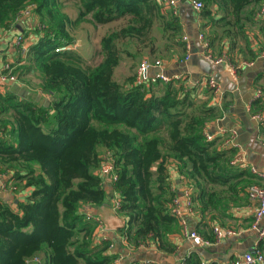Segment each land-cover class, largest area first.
I'll use <instances>...</instances> for the list:
<instances>
[{
  "label": "trees",
  "instance_id": "obj_1",
  "mask_svg": "<svg viewBox=\"0 0 264 264\" xmlns=\"http://www.w3.org/2000/svg\"><path fill=\"white\" fill-rule=\"evenodd\" d=\"M66 1L0 0V29L31 7L37 41L25 56L30 63L26 71L38 73L37 90L50 101L48 107L37 106L12 92L0 94V172L11 173L18 191L31 190L17 203L0 200V264L114 263L117 256L109 252V242L96 243L98 224L82 212L85 206L101 208L109 198L95 174L105 153L113 159L112 189L116 214L126 220L121 230L125 242L135 249L151 242L172 254L176 245L170 237L180 231V223L172 212L176 193L170 162L201 218L226 216L230 208L249 202L248 189L260 183L232 164L238 152L222 148L223 137L206 138L208 125L222 118L230 103L223 99L218 108L209 104L210 98L197 102V87L179 80L137 84L135 73L123 84L115 81L123 53L133 60L157 54L155 27L168 38L165 51L177 46L187 56L178 17L160 0H75V21L64 12ZM195 1L202 3L200 17L211 29L203 33L205 53L211 55L214 42L225 39L234 60L236 54L256 63L261 53L253 51L251 29L261 34L257 45L263 52L264 24L257 13L264 0ZM88 16L95 27L112 26L100 39L101 59L95 66L73 51H57L75 44L70 30ZM233 59L225 58L239 71ZM206 87L212 97L215 90ZM259 92L250 104L252 116L263 113L264 91ZM200 235L214 239L213 233ZM257 247L264 255V242ZM183 263L202 261L193 252Z\"/></svg>",
  "mask_w": 264,
  "mask_h": 264
},
{
  "label": "crops",
  "instance_id": "obj_2",
  "mask_svg": "<svg viewBox=\"0 0 264 264\" xmlns=\"http://www.w3.org/2000/svg\"><path fill=\"white\" fill-rule=\"evenodd\" d=\"M176 1V15L182 27L183 37H186L187 56L184 55L181 49L179 52L175 51L168 60L164 61L165 65L161 68V73L156 74L155 69L151 70V72L156 74V76H165L168 81L179 80L187 87L193 86L192 79L197 77L198 80L195 81L196 83L194 84V86L197 87L195 95L198 93L199 96L206 100L210 98L209 104L216 105L218 108L222 106L223 99L224 102L230 103L228 111L223 114L222 118L209 124L206 131H208V134L214 135L215 137L220 136L221 129L228 133H234V142L238 146V148L235 149L242 158V163L240 165L243 170L254 174L256 176L254 179L258 181V175L264 173V106L263 113L252 116L250 114V104L259 97H257L259 90L264 91V51H259V45H257V42L262 43V36L257 29H251V35H253V40H255L252 43L253 51L256 54L261 53L256 63H250L244 60L243 56L240 58V56L236 54L234 60L227 49L226 40H216L212 48H210L211 55L213 57L222 55L221 57L224 58L229 56L233 59V62H236L234 66L237 65L241 67L239 71L236 69L232 70L229 63L226 62L224 65H215L218 67L216 70H212L210 73L206 72L208 68L204 63L210 66L212 65L205 59L204 54L206 53L200 42L199 45L203 51L200 50L198 45H195L194 48L190 45L188 33H193L197 28L198 36L201 33L203 34L204 31L208 34L211 31L210 26L204 27L206 22L201 19L200 11L194 10L191 0ZM63 6L65 13H67L66 10L69 6H73L75 18L72 19L69 15L68 16L72 21H75L77 17L76 1L68 0L63 3ZM218 16L219 15H215L216 18H218ZM85 19L86 20L83 22L73 24L70 31L75 44L69 51H73L79 56H81L79 51L85 53L88 59L86 60V57H81L88 65H91V60L96 56L95 65H97L101 59L98 56L100 51V39L112 26L95 27L90 23L89 16ZM35 28V18L22 17L9 27L0 29V70H2L6 64H9L12 69V74L16 76V81L14 83H7L0 86V94L12 92L18 98L40 106L45 105L46 102L49 103V98L37 90V85L39 83L36 85L34 83L36 80L34 71H26V58L18 53V48L15 46L16 38L21 36L24 39V44L29 50L37 41V36L33 32ZM77 30H80L79 33ZM23 68L25 70H23ZM116 71L117 68L115 69V72ZM260 74H263L262 77L256 80ZM146 76V82L156 77L149 78L148 71ZM37 77L39 79L38 74ZM210 78L217 82L216 84L218 86V92L214 93L212 97L208 95L207 89L205 91L206 84H208V79ZM95 174L99 175V172L96 171ZM168 175L171 188L176 193V196H179L187 187L184 180L178 175L176 166L173 162H170L168 165ZM101 180L102 186L109 198L101 208H92L89 206L87 208L97 218H99V216L111 218V215L116 214L112 209L116 198L112 189V179L109 176H105L101 177ZM30 192V189H24L14 194L2 189L0 182V200L3 201L14 203V200H16L20 202L23 201ZM253 211V205L249 202L242 203L240 207L230 208L226 216L216 214L214 219H212L210 215L201 218L199 213H196L195 210L193 213L182 210L183 214L181 220L184 222L187 230L195 231L199 235L200 232H205L206 235L211 236L213 233L212 228L216 226L223 230L232 229L236 231V235L234 236L222 238L219 242L214 243L210 247H203L208 253L206 257L203 256L202 251L199 250L197 252V249L200 247L194 246L191 241L183 236L181 226L180 231L170 237V241L176 245V249L172 254H167L158 250L151 242L145 245V247L137 249L132 248L125 242L121 234L122 229L108 230L104 228V231H101L97 227L95 240L96 243L103 239L109 242V252L117 256L113 264H181L184 259L193 252L198 254L202 264L213 262L217 264H229L235 258L242 256L240 250H242L243 246L248 249L247 252H249L259 244L256 234L250 229L253 221ZM116 216L119 219H123L118 214H116ZM123 220L126 222L125 219ZM198 231L200 232L198 233Z\"/></svg>",
  "mask_w": 264,
  "mask_h": 264
},
{
  "label": "built area",
  "instance_id": "obj_3",
  "mask_svg": "<svg viewBox=\"0 0 264 264\" xmlns=\"http://www.w3.org/2000/svg\"><path fill=\"white\" fill-rule=\"evenodd\" d=\"M162 6L165 9L172 10L174 14H176V0H160ZM192 6L194 10L200 11L202 8V3L199 1L191 0ZM31 7L27 6L23 11L19 13L17 16L18 20L19 18H30L31 17ZM257 17L259 20L264 24V5L261 7L259 12L257 13ZM199 42L202 45V48L204 51L207 49V40L205 39L204 34H199L198 36ZM183 41L186 42V37H183ZM15 46L18 48V53L25 57L28 52V48L24 44V39L19 36L15 40ZM71 50V47H64L60 48L57 51L63 52V51H69ZM204 57L206 60L210 61L214 65L219 64H225L226 60L224 57H218V58H212L209 54H204ZM165 62L161 60H148L144 59L140 62L138 65L137 71H136V83L137 84H145L147 83V71L149 68L152 67H158L162 68L164 67ZM244 65V64H243ZM248 65V64H245ZM155 78H160L161 80L167 82L168 79L164 77L163 75L156 76ZM16 81V76L12 74V69L9 64H6L2 70H0V86H3L7 83H14ZM208 84L210 87H212L215 90V93L218 92V86L216 82L210 78L208 79ZM260 95V92L257 93V97ZM205 135L208 141H211L215 138L214 135L208 134V131L205 130ZM220 136L223 137L222 140V148H238V146L235 144V134L234 133H228L225 130H220ZM242 158L238 155L233 161L232 164L234 165H240L242 162ZM99 175L101 177L109 176L112 179V182L116 179V176L114 175L113 171V159L110 153H105L102 156V162L100 165V168L98 170ZM11 173L7 171V173L3 174L0 172V182H1V188L5 189L11 193L19 192L18 189L15 187V183L10 180ZM259 177V184L252 185L248 189V200L251 205H253L254 211H253V221L251 223V231L254 232L260 241L264 242V173H260L258 175ZM88 206H85L82 208V212L85 214V218L87 220L95 221L98 224V229L101 231H104V225L100 221L99 218L95 217L87 208ZM118 207V199L115 198L114 204L112 206V209L114 212H116V209ZM182 210H186L188 213L194 212V203L192 201L191 192L189 188H185L182 193L179 196H175L172 201V212L175 215V217L178 219L180 226L182 228V234L184 237H186L189 241L192 242V244L196 247H210L214 243L219 242L222 238L231 237L236 235V231L232 229H226L223 230L220 227H213V235L214 239L213 241L206 240L202 238L199 234H197L195 231H189L187 230L186 226L184 225V222L181 220L182 216ZM105 240V239H103ZM145 247V246H143ZM183 264V263H181ZM221 264V263H220ZM229 264H264V255L262 252L259 251L258 247L256 246L253 250L244 253L242 256L235 258L233 261H231Z\"/></svg>",
  "mask_w": 264,
  "mask_h": 264
},
{
  "label": "rangeland",
  "instance_id": "obj_4",
  "mask_svg": "<svg viewBox=\"0 0 264 264\" xmlns=\"http://www.w3.org/2000/svg\"><path fill=\"white\" fill-rule=\"evenodd\" d=\"M68 15L74 19L75 18V10L73 8V6H69L68 9L66 10ZM77 15V14H76ZM81 25V24H80ZM79 25V26H80ZM89 27V26H88ZM80 30H77V32L79 33ZM206 32V31H204ZM153 34L155 35V42H154V45H153V48H157L156 51H157V54H155L154 56L151 55V56H148V54L146 53V59L148 60H161V61H166L168 60L172 54L171 52H175V51H181L179 47L177 46H174L173 49L171 48L170 51H165L164 47L169 44L168 42V38L165 39V38H162L161 37V34L159 33V29L158 27H155L154 28V32ZM188 36H189V39H190V45L194 48L195 45H198L199 48H200V45H199V40H198V31H197V28L196 30H194L193 33H188ZM132 50V49H131ZM201 51H203L202 48H200ZM146 51L148 52V49H146ZM149 53V52H148ZM79 54L85 58L86 60L88 59L87 58V55L85 53H82L79 51ZM95 58L96 56H94V59L91 60V66L92 65H95ZM84 60V59H83ZM144 60V57H138L136 59H131V58H128L124 53L122 54V58H121V63L120 65L117 67V71L115 72L114 74V79L117 83L119 84H123L125 82V80H127V78H129L130 76H133L136 71H137V68H138V65L140 64V62ZM85 61V60H84ZM27 63V67L29 66L30 63H28V61H26ZM85 63L87 64V62L85 61ZM210 68V71L212 72V69L213 70H216V68H218L217 66H215L214 64L209 67ZM155 69V72L156 74L158 73H161V68H158V67H150L149 70H148V77L149 78H153L156 76V74H153L151 72V70ZM208 70V69H207ZM37 72L34 71V76L36 77V80L34 81L35 85L39 83V79L37 77ZM30 78V77H28ZM198 78L197 77H194L192 79V85H194L197 81ZM217 83V82H216ZM207 87H205V91H206ZM213 93V92H212ZM214 94V93H213ZM201 96L198 95V93L196 94V99H197V102H201V101H204L206 100L205 98H203ZM202 251L203 253V256L206 257L208 255L207 251L203 249V247H200L197 249V252L198 251ZM248 249H246L244 246L242 248V250H240V253L243 255L245 252H247Z\"/></svg>",
  "mask_w": 264,
  "mask_h": 264
},
{
  "label": "water",
  "instance_id": "obj_5",
  "mask_svg": "<svg viewBox=\"0 0 264 264\" xmlns=\"http://www.w3.org/2000/svg\"><path fill=\"white\" fill-rule=\"evenodd\" d=\"M204 64L208 68V70H206V72L210 73L211 71H210L209 67H211V66L207 63H204ZM48 105H49V103L46 102L44 106L48 107ZM15 203H17V201H15ZM99 219L102 222V224L104 225V228L108 229V230L123 229L126 225V222L123 219L117 218L116 214L111 215V218H105V216H101V217L99 216Z\"/></svg>",
  "mask_w": 264,
  "mask_h": 264
}]
</instances>
